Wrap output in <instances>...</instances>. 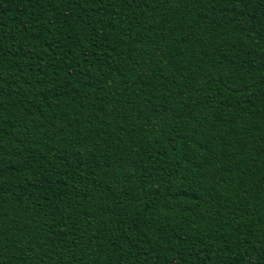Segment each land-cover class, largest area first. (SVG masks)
Here are the masks:
<instances>
[{
	"label": "trees",
	"instance_id": "obj_1",
	"mask_svg": "<svg viewBox=\"0 0 264 264\" xmlns=\"http://www.w3.org/2000/svg\"><path fill=\"white\" fill-rule=\"evenodd\" d=\"M0 264H264V0H0Z\"/></svg>",
	"mask_w": 264,
	"mask_h": 264
}]
</instances>
